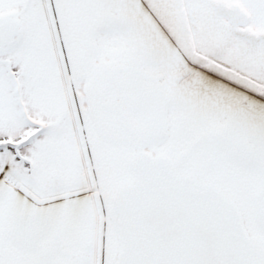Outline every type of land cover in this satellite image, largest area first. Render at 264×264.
<instances>
[{
  "label": "snow or ice",
  "instance_id": "1",
  "mask_svg": "<svg viewBox=\"0 0 264 264\" xmlns=\"http://www.w3.org/2000/svg\"><path fill=\"white\" fill-rule=\"evenodd\" d=\"M0 264H264V0H0Z\"/></svg>",
  "mask_w": 264,
  "mask_h": 264
}]
</instances>
